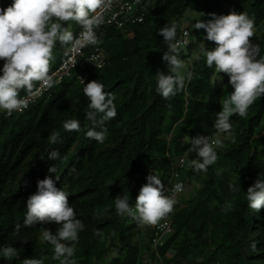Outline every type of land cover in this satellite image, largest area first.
<instances>
[{"label":"trees","instance_id":"trees-1","mask_svg":"<svg viewBox=\"0 0 264 264\" xmlns=\"http://www.w3.org/2000/svg\"><path fill=\"white\" fill-rule=\"evenodd\" d=\"M11 2L0 0V8ZM188 9L204 21L211 19V14L235 11L254 18L256 27L264 22V0H154L142 22L107 29L98 44L108 56L105 66L77 68L23 112L11 117L0 112V245H11L19 253L10 260L0 257V264H20L26 258H45V264H59L52 260L53 248L41 241L39 231L46 227L55 234L56 225L23 227L26 201L37 191V181L46 175L56 179V174L47 171L52 164L60 176L56 187L68 194L69 203L85 226L76 244L77 264H143L145 260L149 264H197V257H203L200 264H264V210L252 211L245 198L258 175L264 183V98L249 109L246 117H231L236 142L220 134L217 163L206 173H197L185 171L186 162L180 167L179 160L188 153L191 138L215 136L216 113L222 110L219 101L232 91L227 75L207 67L203 57L196 59L200 42L215 47L203 39L204 29L190 30L186 53L194 54L189 68L193 75L186 80L185 89L171 100L155 92V74L167 72L162 60L166 46L158 30L176 21L178 38ZM71 30L77 34L80 28L74 24ZM256 43L264 55V29ZM65 51L57 44V62L52 70L66 57ZM184 53L181 49L182 60ZM2 66L0 61V69ZM84 70L88 71L85 84L97 79L116 97L117 116L105 123L108 132L103 144L85 135L91 122L85 119L88 100L77 76ZM68 119H78L81 131L66 132L62 125ZM53 130L61 133L62 143L48 142ZM53 149L68 159L49 160ZM196 158L192 153L191 159ZM73 166L75 173L70 172ZM217 169L223 170L220 175ZM151 172L162 180L166 195L184 177L195 181L194 194L177 202L167 217L172 232L165 237L152 227L138 226L131 217L116 215L114 207V199L124 192L134 204ZM229 184L240 186L241 191L233 194ZM234 195V209L223 213L225 201ZM106 206L109 212L94 219V211ZM18 223L21 230L14 234ZM97 229L103 238L94 235ZM253 242L256 251L251 248Z\"/></svg>","mask_w":264,"mask_h":264},{"label":"clouds","instance_id":"clouds-1","mask_svg":"<svg viewBox=\"0 0 264 264\" xmlns=\"http://www.w3.org/2000/svg\"><path fill=\"white\" fill-rule=\"evenodd\" d=\"M112 4L113 0H12L8 7L0 8V61H3L0 69V112L6 117L23 112L29 107V97L58 85L60 81L52 71L57 44L66 49V56L69 52L80 54L84 48L98 45L100 37L97 30L106 22L105 12L111 9ZM211 15L212 18L207 21L197 20L193 27L204 29L206 36L203 39L213 42L215 47L208 48L204 42H200V54L196 59L203 57L207 67H214L215 72L227 75L232 91L219 101L222 110L216 113L213 125L215 136L198 135L191 138L187 152L197 157L190 161V167L197 173H206L209 166L217 163V148L222 146L220 134H226L233 143L236 142L231 117H246L249 109L264 98V55L261 54L260 44L254 43L252 39L257 31L254 18H250L246 12L238 14L235 11L227 15ZM71 24L79 26L78 35L65 26ZM177 30L176 21L158 30L166 46L162 60L167 64V72L157 71L155 74V92L164 100H171L182 92L186 80L190 81L193 75L191 71H184L185 63L180 58L181 44L177 39ZM183 35L187 37L189 33L184 31ZM72 63L73 67L77 64L74 57ZM80 82L88 100L85 119L91 122L85 135L103 144L108 132L104 125L117 116L116 97L106 92L104 84L97 79L85 84L80 78ZM22 91L26 94L23 97L20 95ZM62 127L69 133L81 131L78 119H68ZM97 128L100 130L97 131ZM47 139L52 145L62 143L61 133L56 130ZM48 159L66 161L68 157L62 156L58 149H53ZM47 171L56 174V179L46 175L37 181V191L26 201L23 227L55 224V234L49 228H39L41 241L52 246V260L59 264H77L74 259L76 244L85 226L69 203L68 194L56 187V181L60 179L57 166L52 164ZM222 171L217 169L216 174L220 175ZM70 172H76L75 166ZM146 180L134 204L130 202L128 193L116 196V215L131 217L140 227H161V221L174 212L177 204L175 196L184 190V185L175 183L169 196L165 194V186L157 174L151 172ZM229 190L237 194L241 188L229 184ZM245 198L252 211L259 213L264 210V183L259 175L254 184L248 187ZM234 199L235 195L225 201L221 209L223 213L234 209ZM109 210L106 206L103 210L94 211L93 218L100 219ZM20 230L21 224L18 223L13 233L18 234ZM112 234L115 235V232ZM94 235L103 238L99 229L95 230ZM251 248L256 251L257 244L253 242ZM18 256L15 247L0 245V257L10 260ZM196 260L200 264L203 257H197ZM20 264H45V258H26Z\"/></svg>","mask_w":264,"mask_h":264},{"label":"built area","instance_id":"built-area-1","mask_svg":"<svg viewBox=\"0 0 264 264\" xmlns=\"http://www.w3.org/2000/svg\"><path fill=\"white\" fill-rule=\"evenodd\" d=\"M153 1L154 0H113L111 9L105 12L106 22L100 27V29L97 30V34L100 39L106 34L109 27L122 29L128 25L142 22ZM79 31L77 32V35ZM184 31L189 33L187 37H184ZM177 39L180 41L181 49L186 48L191 41L189 28H182V31ZM73 57L77 62L75 67H73L72 63ZM93 57L95 59H92ZM107 60L108 56L100 46H89L84 48L80 54H73L69 52L62 62L52 71L55 73L56 79H58L61 83L64 78L70 77L75 69H84V67L89 65L103 67L106 65ZM77 76L79 79L82 78L85 81L88 77V71L84 70ZM48 91L49 90L41 91L34 97H29V106L36 102L39 98L43 97ZM25 95L26 94H23L22 97ZM185 162V157L180 158L179 166H184ZM173 174L175 178L178 177V171H175ZM171 188L172 187L169 188V196L172 195ZM177 195L178 194H176V196ZM161 225V227H152L160 236L168 235L172 232L171 221L169 218L162 220Z\"/></svg>","mask_w":264,"mask_h":264},{"label":"rangeland","instance_id":"rangeland-1","mask_svg":"<svg viewBox=\"0 0 264 264\" xmlns=\"http://www.w3.org/2000/svg\"><path fill=\"white\" fill-rule=\"evenodd\" d=\"M199 19H201V18L198 16L196 11H194L193 9H188L185 12L184 17H183L182 28H189V30L194 29L193 25ZM202 20H204V19H202ZM73 25L74 24L68 25V27H70V30H71ZM256 29H257V31H256V34H255V37L252 38L254 43L257 42L262 30L264 29V22L260 26L256 27ZM186 50H187V48H183V51L185 52L184 54H186L185 55V59L183 60L184 63H185V69H184L185 72L189 71L190 63H191V60H192V58L194 56V54H192V55L190 54L189 55V53H186ZM56 62H57V59L55 58L52 65H54ZM191 155H192V153L191 154L187 153L184 156L185 160H186V165H185V169H184L185 171L193 170L190 167V161L192 160L191 159ZM184 178L185 179L182 182V184L184 185V190L175 197L177 202H183L187 198H190L195 192V188H196L195 187V181L189 180L186 177H184ZM165 236L166 235H164L163 237H165ZM157 243H158V241L155 242V245ZM143 264H149V261L145 260Z\"/></svg>","mask_w":264,"mask_h":264}]
</instances>
